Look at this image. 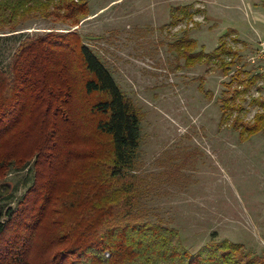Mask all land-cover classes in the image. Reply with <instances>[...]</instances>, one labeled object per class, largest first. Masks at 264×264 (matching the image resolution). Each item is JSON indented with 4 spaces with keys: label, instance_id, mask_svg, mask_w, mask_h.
Here are the masks:
<instances>
[{
    "label": "rangeland",
    "instance_id": "1",
    "mask_svg": "<svg viewBox=\"0 0 264 264\" xmlns=\"http://www.w3.org/2000/svg\"><path fill=\"white\" fill-rule=\"evenodd\" d=\"M88 4V16L73 28L141 117L133 173L140 189L138 209L147 220L177 228L191 252L211 240L227 239L243 244L251 255H264V129L241 134L233 126L254 124L256 114L264 111L259 103L264 101V0H88ZM52 28L68 31L71 23L34 18L14 33H0V69L9 66L25 37ZM184 37L194 39L195 46L186 49L178 43ZM220 47L219 60L187 62L188 53H212ZM237 76L254 81L244 94L233 91L241 87ZM75 84L72 104L61 112L70 117L71 144L78 151L47 175L45 169L42 176L55 182V197L71 191L80 176L100 174L111 149L95 129L81 76ZM226 96L235 98L236 107L223 117ZM30 137L25 140L29 147L20 154L26 149L31 155L22 154V163L9 169L0 164V205L5 208L15 206L32 185L33 144L39 137L35 133ZM68 151L63 144L62 154ZM93 159L102 162L100 167L91 169ZM57 206V202L50 206L36 232L32 264H50L60 249L54 245L59 236Z\"/></svg>",
    "mask_w": 264,
    "mask_h": 264
},
{
    "label": "trees",
    "instance_id": "2",
    "mask_svg": "<svg viewBox=\"0 0 264 264\" xmlns=\"http://www.w3.org/2000/svg\"><path fill=\"white\" fill-rule=\"evenodd\" d=\"M88 10V0H0V33H14L34 18H60L71 23L68 31L52 28L25 37L9 66L0 69V164L9 169L22 163V154L31 155L26 149L20 154L29 147L25 140L33 133L39 137L33 144L36 171L32 185L15 206L0 205V264H32L36 232L55 202L60 218L55 217L59 236L54 245L60 249L50 264H264V255H251L243 244L227 239L211 240L191 252L177 228L147 220L138 209L140 189L133 173L141 144V117L103 61L73 28ZM181 42L186 49L196 44L186 37ZM220 50L188 53L187 62L195 64L212 57L219 60ZM231 52L228 49L227 54ZM79 76L83 95L91 99L88 111L95 129L108 139L111 149L101 167L100 160L89 164L91 169H103L100 174L80 176L71 191L55 197V182L51 176L44 180L42 176L45 169L47 175L78 151L71 144L70 117L62 115V110L72 104ZM238 78L243 88L233 91L244 94L254 81L248 76ZM232 102L234 97L224 98L223 117L225 111L235 109ZM259 103L264 107V101ZM233 126L239 127L241 134L262 130L264 111L256 114L254 124ZM63 144L69 146L66 154H62ZM62 159L68 160L63 164Z\"/></svg>",
    "mask_w": 264,
    "mask_h": 264
}]
</instances>
